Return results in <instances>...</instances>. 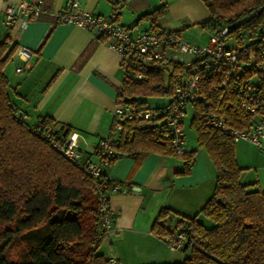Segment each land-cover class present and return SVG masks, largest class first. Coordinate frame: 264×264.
Returning a JSON list of instances; mask_svg holds the SVG:
<instances>
[{"label": "trees", "instance_id": "1", "mask_svg": "<svg viewBox=\"0 0 264 264\" xmlns=\"http://www.w3.org/2000/svg\"><path fill=\"white\" fill-rule=\"evenodd\" d=\"M201 1L209 12L202 25L212 35L226 28L221 37L226 47L251 49L261 41L264 0ZM164 12L165 5H160L140 14L138 21L148 20V29H158ZM229 38L235 43L227 45ZM17 48L18 43L8 35L0 39V223L6 224L0 230V264H13L7 259L8 252L29 233V260L23 264H111L98 250L103 237L99 236L98 203L90 178L41 135L44 131L65 135L71 129L65 124L55 129L49 116L30 122L14 100L17 92L10 87L4 67ZM243 56L240 53L239 59ZM196 63L153 61L143 80H122L115 101L137 107L145 102L140 97L170 95L175 78L187 76ZM243 67L240 78H250L256 101L264 100V70L250 72L245 64ZM228 69L222 64L208 71L199 69L201 98L192 103L189 121L197 148L205 150L215 168L213 191L192 215L168 207L157 212L152 233L173 238L182 232L187 245L181 250L185 253L181 260L149 264H264V189L256 182L241 180L243 168L235 158L233 137L208 123L212 113L223 117L231 128L249 131L256 119L240 105L238 92L230 89L231 77L221 85ZM163 116L124 120L112 161L149 152L176 155L183 160L179 173H188L196 149L175 153L162 137Z\"/></svg>", "mask_w": 264, "mask_h": 264}, {"label": "crops", "instance_id": "2", "mask_svg": "<svg viewBox=\"0 0 264 264\" xmlns=\"http://www.w3.org/2000/svg\"><path fill=\"white\" fill-rule=\"evenodd\" d=\"M20 1L34 4L38 0H0V39L8 35L18 43L4 67L10 87L17 92L14 100L30 122L49 116L55 129L67 125L78 135L82 157H91L93 145L108 131L117 105L122 82L119 53L109 47L106 36L93 29L56 21L55 12L66 9L70 0H41L43 11L34 20L23 22L26 16L17 12L13 23L6 25V6ZM80 4L100 15L112 10L111 0H80ZM160 5H165V12L157 28L175 30L198 46L209 43L212 32L202 25L209 12L201 0H126L118 9L117 20L139 29L151 28L148 20L138 21V16ZM163 52L164 61L191 58L169 46ZM169 100L170 95L166 103ZM191 130L190 145L184 137L185 150L196 149L188 173H179L183 168L180 156L154 152L137 158L118 156L102 167L103 174L118 183L119 191L110 198L115 211L112 233L99 247L106 241L107 257L117 264L175 262L185 256L183 251L169 250L165 237L153 234L151 225L163 207L185 215L196 213L213 191L215 168L205 150L197 148ZM234 149L243 168L241 180L256 182L264 189V152L245 140L235 141Z\"/></svg>", "mask_w": 264, "mask_h": 264}, {"label": "built area", "instance_id": "3", "mask_svg": "<svg viewBox=\"0 0 264 264\" xmlns=\"http://www.w3.org/2000/svg\"><path fill=\"white\" fill-rule=\"evenodd\" d=\"M112 10L107 15L95 14L84 10L80 0H70L66 9L55 12L57 22H67L80 25L87 29H93L96 33L106 36L109 47L119 53L122 80L132 78L134 81L143 80L145 71L153 61L164 59V48L171 47L179 53H188L192 60H197L191 72L185 76H177L172 83L170 100L163 107L132 106L117 104L112 112V121L108 131L100 136L94 143L91 157L83 160L78 135L70 130L65 135H54L49 131L42 132V136L62 153L67 159L82 167L90 178L92 187L97 198V218L99 224V236L107 237L113 230L114 209L111 207L110 198L112 194L119 191L115 180L103 175L102 167L109 164L116 154V145L119 132L123 128L126 119L154 120L160 114L164 115L162 137L170 143L175 153L184 152V137L182 130L183 118L188 105L201 98L199 69L208 71L214 69L218 64L227 66V78L231 77L229 86L240 95V105L249 113L255 114L256 119L249 131L237 130L229 127L223 117L209 113V124L228 133L234 141L245 140L264 152V100L256 101L254 97L253 82L249 79H241L240 70L243 65L249 68L264 70V36L253 48L242 49L239 46L226 47L221 40L226 32L223 28L220 32L213 34L207 45L198 46L182 39L172 29H139L136 25L127 26L117 20L118 9L125 4L126 0H111ZM41 0L36 3L20 1L16 4L6 6L4 11V22L6 25L13 23L17 12L26 17L23 22L34 20L43 11ZM243 53L244 58L239 59ZM238 70V71H237ZM258 106L261 109L258 111ZM187 237L182 232H176L173 238L165 237V243L169 250L180 252ZM114 264L115 260L110 259Z\"/></svg>", "mask_w": 264, "mask_h": 264}, {"label": "rangeland", "instance_id": "4", "mask_svg": "<svg viewBox=\"0 0 264 264\" xmlns=\"http://www.w3.org/2000/svg\"><path fill=\"white\" fill-rule=\"evenodd\" d=\"M234 39L229 38L226 39L227 45L234 44ZM12 67V65H11ZM9 74V73H8ZM169 97V94L166 95H151V96H145L140 97V99H143L145 102L142 104V106L145 107H163L166 104V101ZM192 116V108L191 106L187 107L186 109V115L184 116V122H183V132L185 134V140H187V146L190 145L192 141V130L189 128V121ZM203 221L206 224H211V221H209L206 218H203ZM6 227L5 223H0V230ZM31 246V233L25 235L22 237L8 252L7 259L9 262L13 264H23L29 260L28 258V248ZM100 252H102L106 257L108 256V246L107 242L104 241V244L99 247L98 249ZM123 264V263H121Z\"/></svg>", "mask_w": 264, "mask_h": 264}, {"label": "water", "instance_id": "5", "mask_svg": "<svg viewBox=\"0 0 264 264\" xmlns=\"http://www.w3.org/2000/svg\"><path fill=\"white\" fill-rule=\"evenodd\" d=\"M186 245H187V242L185 241V242L183 243V249L186 247Z\"/></svg>", "mask_w": 264, "mask_h": 264}, {"label": "bare ground", "instance_id": "6", "mask_svg": "<svg viewBox=\"0 0 264 264\" xmlns=\"http://www.w3.org/2000/svg\"><path fill=\"white\" fill-rule=\"evenodd\" d=\"M22 55V57H24V54H21Z\"/></svg>", "mask_w": 264, "mask_h": 264}]
</instances>
